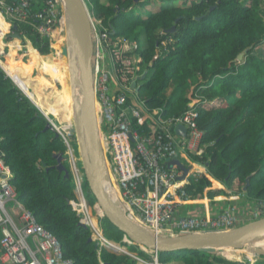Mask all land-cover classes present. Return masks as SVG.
<instances>
[{
	"label": "trees",
	"instance_id": "trees-1",
	"mask_svg": "<svg viewBox=\"0 0 264 264\" xmlns=\"http://www.w3.org/2000/svg\"><path fill=\"white\" fill-rule=\"evenodd\" d=\"M160 1L158 10L142 13L140 6L149 5L148 0H88L93 18L112 31L111 37L137 41L145 77L139 78L134 94L148 110L160 109L161 116L168 119L183 113L193 98L198 99L194 106L199 112L202 153H186L187 157L180 158L185 167L195 163L204 168L184 185L189 198L202 195L213 179L223 184L227 194L241 192L249 202L264 200V0ZM42 4L43 0H33L31 13ZM30 22L32 25L13 21L11 30L23 43L30 41L40 60L51 63L58 72L55 58L47 55L50 37L34 29L37 20L31 18ZM245 49L242 60L237 61ZM34 54L22 65L26 72L17 75L37 95L35 87L47 81L33 79ZM128 95L127 104L133 103ZM57 99L61 117L69 120L63 91L57 93ZM47 111L60 116L54 107ZM47 124L45 116L0 68V151L12 172L16 199L57 238L63 256L73 264H137L131 256L113 253L99 247L96 239L89 240L91 230L79 223L75 176L66 162V144L55 130L45 129ZM132 126L137 128L135 120ZM140 130L149 131L147 125ZM58 155L68 176L56 168ZM249 174V186L243 191ZM85 185L89 190L86 181ZM214 193L207 191L210 197ZM86 196L89 204L96 203L89 191ZM100 222L106 239L148 259L137 244L124 243V234L105 217ZM181 255L175 262L234 264L218 251L185 250ZM158 260L168 262L165 252L158 253Z\"/></svg>",
	"mask_w": 264,
	"mask_h": 264
},
{
	"label": "built area",
	"instance_id": "built-area-1",
	"mask_svg": "<svg viewBox=\"0 0 264 264\" xmlns=\"http://www.w3.org/2000/svg\"><path fill=\"white\" fill-rule=\"evenodd\" d=\"M32 1L16 0L9 4L0 0V16L9 25L13 21L32 25L30 21L33 18L38 22L34 29L50 37L56 21L61 19L58 0H43L42 8L35 13H31ZM91 32L96 41L93 66L95 103L102 119L101 128L107 129V132L103 129L102 132L107 140L105 152L115 176V197L122 203L129 219L150 233L163 236L227 230L247 219H258L264 215V200H260L250 207L229 204L211 216L174 218L175 198L181 201L190 198L178 180L179 170L174 166L173 169L167 168L164 162L176 159L181 148L195 154L202 152L199 147L202 130L197 124L199 112L194 106L198 100H194L180 115L168 119L161 116L160 109L148 110L131 88L141 73L142 58L136 52L137 41L111 37L112 31L102 26L100 20L92 18ZM100 50L107 52V59ZM128 94L132 95L133 103L127 104ZM132 120H135L137 128L132 126ZM178 124L186 128V137L174 132ZM145 125L148 132L140 130ZM2 156L1 153L0 264H73L71 259L63 256L57 238L16 199L17 193L11 183L13 175ZM241 197V193H230L228 200ZM9 202L11 205L7 206ZM80 207L82 222L88 224L100 244L105 245L101 231L92 225L85 203L82 202ZM244 209L247 212L242 211ZM96 210L99 212L97 206ZM123 242L132 244L126 238ZM150 255V260L135 258L145 264H167L159 262L157 252L150 250ZM232 261L234 264H255V259L250 257Z\"/></svg>",
	"mask_w": 264,
	"mask_h": 264
},
{
	"label": "water",
	"instance_id": "water-1",
	"mask_svg": "<svg viewBox=\"0 0 264 264\" xmlns=\"http://www.w3.org/2000/svg\"><path fill=\"white\" fill-rule=\"evenodd\" d=\"M61 1L63 4V15L66 13L68 17L66 41L71 43L70 52L73 54L72 57L75 60L71 65L70 73H73L74 79L70 80V84L73 85L74 81V83L79 86V91L82 95L79 99L74 93L71 94V100L76 99V102L73 106V127L69 128V133L75 135L82 149V154H79L82 159L85 180L90 193L97 202L100 214L116 229L121 231L124 234V238L129 242L157 253H170L182 250L221 251L223 248L237 249L245 243L250 244L253 238L264 235L263 216L230 230L156 236L137 222L129 219L128 215L125 214L124 207L120 200L116 198L115 195L107 194L104 186L109 183V174L99 138V123H101L102 119L98 117L97 121L95 115L93 67L91 61L93 53L91 17L84 0ZM134 1L136 2L138 0ZM14 28L15 26H13V29ZM173 30L174 27L170 28L168 32H172ZM11 35L20 42L23 40L16 32ZM246 52L247 50L245 49L243 52L239 53L236 60H242ZM85 68L87 71L86 75L84 74ZM86 78L88 80L87 82ZM141 79H144V75ZM131 87L135 88L136 82H132ZM135 89L138 90V88ZM27 97L34 104L31 98L29 96ZM49 127L53 129L52 125L48 122L45 129ZM62 131L64 132L66 130L63 128ZM55 132L64 139L68 146L65 136L60 131L55 130ZM174 132L177 135L186 136V128L180 124L174 127ZM76 144L78 145V143ZM57 158L58 163L56 164V168L59 171H64L65 176H68V170L63 166L60 155H58ZM178 168L181 172L178 179L183 181L189 176L190 168L185 167L180 162H178ZM251 176L252 174H249L246 177L245 184L242 187L243 191L249 186ZM80 224L86 227L85 223L82 221H80ZM91 239H93V236H90L89 240ZM107 246H109V244H107ZM109 247L111 252L119 254V250L111 245ZM249 250L256 254L264 255V250L262 249H253L249 246Z\"/></svg>",
	"mask_w": 264,
	"mask_h": 264
},
{
	"label": "rangeland",
	"instance_id": "rangeland-1",
	"mask_svg": "<svg viewBox=\"0 0 264 264\" xmlns=\"http://www.w3.org/2000/svg\"><path fill=\"white\" fill-rule=\"evenodd\" d=\"M84 1L86 3L87 10H88V13H89L90 17L94 20V18H93L94 17L93 16L94 13L92 11V6L89 4L88 0H84ZM101 1L105 2L106 0H101ZM58 2H59L60 17H61L62 14H63V4H62L61 0H58ZM148 2L150 4L146 5L145 7H142V6L139 5L142 8L141 9L142 13L154 12V11L158 10L160 5H162V1H160V0H148ZM60 21L58 22V20H57L56 23H55V26L52 28L53 29L52 30V34L50 35L51 51L47 55H50L51 58H58L56 56L55 52H59V57L60 58H63V59L67 60L68 62H70L72 64V63L75 62V60L72 57L73 54L70 52V48H68V46H67L66 38H65V41H64V39L57 38V40H56V38H54V34L56 35L57 32L59 31V29L61 28ZM4 32H5V34H4V43H6V41H10L12 44H14V42H16V43L19 42V43H21L20 46L18 47L19 51L21 49L23 50L21 52V54H24V56H26V53H27V55H28V52H26L24 50V48H23V45H24L23 41L20 42L17 38L15 39L11 35V34L14 33L11 30V28L8 31L6 30ZM60 35H63V34L60 32ZM92 40H94V49H93V55L94 56L92 58V63H93V66H94V60H96V56H95L96 41H95L94 35H92ZM0 47H1L0 55L1 56L5 55V53L7 52V49H3L2 48L3 44L1 42H0ZM60 51H61V53H60ZM21 54L19 55L17 53L15 58L11 59L12 63L9 66L7 65V63L3 62V60L1 59V61L3 63H5L3 65V67L6 69V73L14 80V82L17 85H18V83L16 82L17 79L15 78V76L17 74L22 76L23 74L21 73V71H24V68L22 67V65H27L28 62H29V60L27 59V58H29V56L23 58V57H21ZM100 54H104V57L107 59V57H108L107 52H103V50H100ZM9 58H11V57H9ZM11 65H13V66H11ZM10 66L12 67L11 69H10ZM108 66L109 67L111 66V62L109 60H108ZM58 75L60 77V80L63 81L64 80V73L61 72L60 69L58 71ZM32 76H33V79L36 78V77L39 78V81L41 83H44L45 81H47V83H45L43 85H40V87H38V86L35 87V89H37V93H38L37 94L38 96H35V98H37V103L38 104L36 103V101H33L32 99L31 100L36 104L38 110L41 109V110H44V113L46 112L45 114L48 116L46 118L47 121L52 125L54 130L60 131L65 136V138H66L65 140L69 143V145L67 147L68 158H67L66 162L68 163V167H69L70 171L75 176V188L74 189H75V192H76V199L78 200L77 201V207H78V210L80 212V210H81L80 204L82 203V201H81L82 200V194L84 195L85 200L88 201L87 200L88 198H87L86 194H87V191H89V190H87V186L85 185V181L86 180H85L84 171H83V167H82V159L80 157L78 148H76L77 147L76 146L77 140H76V137H75L74 134L65 133L66 131H64V132L62 131V129L65 126H67V124L70 122V119L69 120H64V118L61 117L62 116V110L61 109H60V114H59L60 116H57V115H54V114H50L47 111V109L53 108L54 105L59 104L58 103V99H57V93L62 94V89L64 88L65 83H64V81L63 82H61V81L58 82L53 77L48 76L46 73H44L43 70H41V69H39V71H38L35 68L34 72L32 73ZM188 97L189 98L192 97L191 92L188 93ZM70 103L73 104V100H70ZM72 119H73V114H72ZM68 126H69V124H68ZM69 127L71 128V126H69ZM103 132H107L106 128H103ZM99 133H100V135H103L102 131H101V124L100 123H99ZM102 138H103V136H102ZM103 142H104V144L106 143V141L104 139H103ZM106 146H107V143H106ZM106 146L103 147V148L105 149ZM104 155H105V160H106L107 166L109 167L108 173H109V175H112V178L109 177V179L111 180L112 185L113 186L115 185L114 188L115 187L117 188L116 183L114 182L115 181V179H114L115 176H114V172H113L112 167H111L110 158H109L108 154L105 153V151H104ZM61 162H62V160H61ZM196 175H197V173H193V175H191L189 177V179L193 178ZM189 179H188V181H189ZM116 188H115V190H116ZM243 200H244L245 203H248L250 201L247 198H244ZM253 202H255V201L251 200V202L249 203V207L253 205ZM10 205H11V202L7 203V206H10ZM92 206H91L92 208H90L91 211L90 212L88 211V215H89V217H90V215H92L91 218H90V219H92L91 220L92 221V225H94L95 228L100 232L101 231V225H100V222L98 220V217L102 218V216L100 214L96 213V211H95L96 204H94ZM242 211L247 212L246 209H244ZM80 215H81V213H80ZM82 219H83V217H82ZM100 221H101V219H100ZM122 240H123V238H122ZM249 246H251V248H253V249L257 248V247L264 248V235L256 237V238H253L251 240L250 244L245 243L244 245H242L239 248H237L240 251V252H237V256H238V253H241V252L244 253V251L248 250ZM121 248L124 251H128L126 249L127 247L125 248V246L123 247V245H121ZM144 250H145L144 252L148 256L147 260H150V257H151L150 250H148V249H144ZM184 251L185 250H182V251H179V252L165 253V255L167 256V259H168L167 263L174 264V262L177 260L178 257H182L181 253L184 252ZM218 252H220V254H223L222 251H218ZM119 253H121V252H119ZM131 255L134 258L137 257V255H135V254H131ZM136 263L137 264H145L144 262L138 261L137 259H136ZM255 264H263V260H257L255 262Z\"/></svg>",
	"mask_w": 264,
	"mask_h": 264
},
{
	"label": "crops",
	"instance_id": "crops-1",
	"mask_svg": "<svg viewBox=\"0 0 264 264\" xmlns=\"http://www.w3.org/2000/svg\"><path fill=\"white\" fill-rule=\"evenodd\" d=\"M11 28V26L9 25L8 22H6V20L3 18H0V42L3 44V49H7V52L5 53V55H0V68L5 72L6 74V69L3 67V65L5 63H7V65L9 66L12 63L11 59H14L16 54L18 53L19 55L21 54V52L23 51L22 49L19 51V46L21 43L19 42H14V44H12L10 41H6V43H4V31H8ZM57 35V34H56ZM56 35L54 34V38H56ZM16 39V38H15ZM23 48L26 52H28V55L26 53V56H24V54H21V57H28V60H31V55L32 53H36V55L34 54L35 58L37 59V63L35 65V68L39 71V69L43 70L44 73H46L48 76L53 77L55 80H57L58 82H60V77L58 75V72L56 71L57 69L55 68V66H52L51 63H43L40 58H39V54L37 51H35L31 45V42L28 40H25L23 43ZM1 48V47H0ZM56 55L58 52H55ZM11 57V58H9ZM1 59L3 60V63L1 61ZM51 60V59H50ZM35 68L32 69V73L34 72ZM25 70V69H24ZM59 71V69H58ZM26 72V70H25ZM22 73V71H21ZM15 78H19L18 75L15 76ZM20 79V78H19ZM21 80V79H20ZM22 81V80H21ZM20 87V89L25 92V94H27V96H29L33 101H36L37 103V98H35V96H37L34 92L30 91L27 84L23 81L21 83H19V80L16 81ZM47 83V82H46ZM38 104V103H37ZM56 109H61V107L59 106V104H56L53 106ZM40 112L47 118L48 116L44 113V110L39 109ZM49 113V112H48ZM105 140V137H103ZM106 146V144H105ZM179 154L177 156L176 159H174V161L170 160V161H166L165 165L167 168L169 169H173L174 167H178V162L182 163L180 161V158H184L186 155V151L184 150V148L179 149ZM174 166V167H173ZM176 170V169H175ZM201 171H204L203 167H200L199 165L192 163L190 166V170L189 172L191 173V175L193 173H200ZM188 180V178H187ZM184 181L182 182V184L184 185L185 183H187L188 181ZM211 191V192H215L214 195L212 197L208 196L207 191ZM224 191L225 194H223L222 192L220 193L219 191ZM227 191L225 189V187L223 186V184L211 179V186L206 188L203 192L202 195H198L197 197H194L192 199L189 200H176L177 198H175V202H176V212L174 215V218H181V217H186V216H190V215H200V216H211L214 215V213H216L218 210H221L224 207L229 206V204H237V205H242L244 206L243 203L244 200L243 199H236L234 201H229L228 200V196L226 195ZM174 198V197H173ZM250 202H248L249 204ZM91 211V209L89 208V212ZM92 215H90L91 218ZM94 216V215H93ZM92 220V219H91ZM165 236H168V234H166ZM259 249L264 250V248H260L257 247ZM127 249V248H126ZM253 253L251 251L246 250L241 253H238V256L236 259H241L243 257H247L248 253ZM263 260V264H264V255L258 258H255V260ZM256 260V261H257ZM174 264H181L180 262H174Z\"/></svg>",
	"mask_w": 264,
	"mask_h": 264
},
{
	"label": "bare ground",
	"instance_id": "bare-ground-1",
	"mask_svg": "<svg viewBox=\"0 0 264 264\" xmlns=\"http://www.w3.org/2000/svg\"><path fill=\"white\" fill-rule=\"evenodd\" d=\"M0 18H2L1 16H0ZM3 19V18H2ZM67 19H68V17H67V15H66V13L63 15L62 14V16H61V21H60V24H61V28L59 29V31L57 32V35H56V40H57V38H60V39H64V41H65V38H66V28H67ZM56 31V30H55ZM54 31V32H55ZM60 32L63 34V35H60ZM68 42V43H67ZM66 43H67V46H68V48H70L71 47V43L69 42V41H67ZM60 53H61V51H60ZM34 53H32V55H33ZM58 58H55L54 60L56 61V63H57V66H58V68L60 69V71L61 72H63L64 73V83H65V86H64V88L62 89V91H63V93H64V96H65V100H66V108H67V110H68V114H69V119H70V122L72 123H68L69 124V126H71V127H73V119H72V114H73V106H74V104H75V102H76V99H72L73 100V104L72 103H70V100H71V94L72 93H74L75 95L77 94V96H78V98L80 99L81 98V94H80V91H79V86L77 85V84H75L74 83V81H73V85H71L70 84V80H72V79H74V75H73V73L71 74L70 73V71H71V63L70 62H68L67 60H65V59H63V58H60L59 57V52L57 53V55H56ZM66 58V57H65ZM10 72V71H9ZM86 73H87V71H86V68L84 69V74L86 75ZM85 79V78H84ZM17 80H19L20 82H23V81H21L19 78H17ZM63 81H61V82H63ZM88 80H87V78H86V82H87ZM71 104V105H70ZM99 113V111H98V108H97V106H96V103H95V115H96V119H97V121H98V117H100V114H98ZM99 115V116H98ZM68 124H67V126H65L64 128H65V130H66V133H69V126H68ZM100 137V142H101V145H102V148L103 147H105L104 145V142H103V139L104 138H102V136L104 137V135H99ZM78 143V145L76 144V146L78 147V150H79V153L80 154H82V149H81V147H80V144H79V142H77ZM107 143V142H106ZM75 146V147H76ZM76 147V148H77ZM103 151H104V148H103ZM72 155V154H71ZM107 164V163H106ZM108 167V166H107ZM108 169H109V167H108ZM107 169V170H108ZM109 174V173H108ZM109 177H111L112 178V175H109ZM115 179V178H114ZM96 181V180H95ZM115 182V181H114ZM115 186V185H114ZM114 186L112 185V183H111V180L109 179V183H107V185L106 186H104V189H105V191L107 192V194H111V195H115V188H114ZM221 251H222V253L225 255V256H229V257H231V258H237V252H240L238 249H233V248H223V249H221ZM248 255L250 256L251 255V253L249 252L248 253ZM257 260V259H256Z\"/></svg>",
	"mask_w": 264,
	"mask_h": 264
},
{
	"label": "clouds",
	"instance_id": "clouds-1",
	"mask_svg": "<svg viewBox=\"0 0 264 264\" xmlns=\"http://www.w3.org/2000/svg\"><path fill=\"white\" fill-rule=\"evenodd\" d=\"M16 1V0H15ZM10 26L12 27V23L10 24ZM92 33V32H91ZM92 42H93V40H92ZM93 49H94V46H93ZM92 58H93V53H92V57H91V61H92ZM92 67H93V63H92ZM6 75L14 82V80L6 73ZM144 75V77H145V73L144 74H142L141 75V73H140V76H139V78H141L142 76ZM139 78L135 81L136 82V87L135 88H138V80H139ZM14 84L18 87V89L22 92V90L19 88V86L14 82ZM132 88V87H131ZM135 88H133L134 89V92H137V90L135 89ZM23 93V92H22ZM25 93V92H24ZM23 93V94H24ZM25 95V94H24ZM26 96H27V94H26ZM194 100H196V98H193L192 99V102L191 103H193V101ZM198 100V99H197ZM190 103V104H191ZM35 104V103H34ZM36 105V104H35ZM37 107V106H36ZM40 111V110H39ZM46 118V117H45ZM101 124V123H100ZM102 129L103 128H101V131H102ZM54 130V129H53ZM102 134L104 135V133L102 132ZM102 136V135H101ZM180 136V135H179ZM181 137H183V136H181ZM186 137V136H185ZM64 140V139H63ZM65 142V141H64ZM66 144V143H65ZM68 145H69V143H68ZM66 147H68L67 146V144H66ZM106 149V148H105ZM105 149H104V151H105ZM1 152V151H0ZM2 153V152H1ZM106 153V152H105ZM187 154H190V152H186ZM202 153V152H201ZM200 153V154H201ZM193 154H195V153H193ZM3 155V154H2ZM172 161H174V160H172ZM165 163V162H164ZM182 164V163H181ZM178 170H179V168L178 167H176ZM190 168V167H189ZM179 173L181 174V172H180V170H179ZM180 174H179V176H180ZM198 174V173H197ZM193 175V174H192ZM191 176V173L189 172V176L187 177V178H189ZM179 178V177H178ZM187 178L185 179V180H183V181H181V180H179L181 183L182 182H184V181H186L187 180ZM188 181V180H187ZM186 184V183H185ZM184 184V185H185ZM74 191H75V189H74ZM231 193V192H230ZM229 193V194H230ZM237 193H241V192H237ZM237 193H235V194H237ZM229 194H227V195H229ZM242 194V197L240 198V199H244V196H243V193H241ZM75 195H76V192H75ZM191 199V198H190ZM78 201V200H77ZM83 203H85V205L87 206V211H89V208H92L93 206L91 205V204H89V202L88 201H86L85 200V198H84V195L82 194V200H81ZM71 203H74L73 201H71ZM96 204V206H97V202L95 203ZM244 204V206H249V204L248 203H243ZM94 205V204H93ZM92 206V207H91ZM242 206V205H241ZM98 207V206H97ZM78 208V207H77ZM225 208V207H224ZM99 209V208H98ZM223 209V208H222ZM79 211V210H78ZM95 211H96V213L97 214H100V210H99V212L96 210V207H95ZM80 213V212H79ZM101 215V214H100ZM102 216V215H101ZM264 215H262V216H260L259 218H261V217H263ZM104 216H102V218H103ZM102 218H100V217H98V220H99V222H100V219H102ZM258 218V219H259ZM253 220H257V219H247V220H245V221H243V222H241L240 224H238L237 226H235V227H233V228H236V227H238V226H240V225H243V224H245V223H247V222H250V221H253ZM80 221H82L81 220V215H80ZM80 223V222H79ZM84 223V222H83ZM85 225H86V227H88L90 230H91V232H92V234H91V236H93V239H96V237L94 236L95 234H94V232L92 231V229H91V227L88 225V224H86L85 223ZM100 225H101V222H100ZM233 228H231V229H233ZM227 230H230V229H227ZM221 231H223V230H221ZM204 232H208V231H204ZM195 233H198V232H195ZM175 234H180V233H174L173 235H175ZM101 235H102V237L104 238V240L106 241V242H104L105 243V245H101L100 244V242L98 241V243H99V247H101V246H104L108 251H110V245L111 246H113L115 249H117V250H119L120 252H124V253H119V254H127V255H129V256H131L132 257V255L131 254H135V253H131V252H129V251H124V250H122V248H121V245L122 244H119V243H116V242H114V241H112V240H108V239H106L105 237H104V235H103V232H102V226H101ZM169 235V234H168ZM163 236H165V235H163ZM123 238H124V235H123ZM123 241V240H122ZM107 244H109V246H107ZM118 246L119 248H116V246ZM125 245H123V247H124ZM109 247V248H108ZM139 247V249L140 250H142L143 252L145 251L144 249L145 248H142L141 246H138ZM125 248H126V246H125ZM254 249H256V248H254ZM149 250V249H148ZM250 251V250H249ZM252 252V251H251ZM114 253V252H113ZM131 253V254H130ZM159 253V252H158ZM136 255V254H135ZM225 259H227L228 261H231V262H233L232 260H235L236 258H231V257H229V256H225L224 254H221ZM261 256H263V255H260V254H256V253H252L250 256L248 255L247 257H250V258H252V259H255V258H258V257H261ZM138 257V256H137ZM133 258V257H132ZM138 258H140V257H138ZM243 258H245V257H243ZM142 259V258H141ZM239 259V258H238ZM255 262H256V260H255ZM161 263H164V262H161ZM167 264H169V263H167Z\"/></svg>",
	"mask_w": 264,
	"mask_h": 264
}]
</instances>
